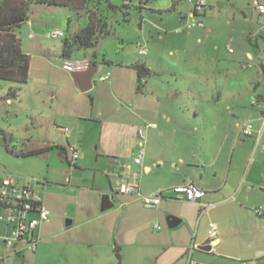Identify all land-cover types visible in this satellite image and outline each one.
<instances>
[{
    "label": "crops",
    "instance_id": "0c3cea01",
    "mask_svg": "<svg viewBox=\"0 0 264 264\" xmlns=\"http://www.w3.org/2000/svg\"><path fill=\"white\" fill-rule=\"evenodd\" d=\"M234 2L238 5V0ZM261 2L263 0L256 1L257 5L264 6ZM178 3L169 0L165 7L152 8L140 2L137 7L143 12H163L167 20L175 17L177 24L185 21L176 33L196 29H185L191 21L192 4L191 9L180 10L177 14ZM207 7L212 9L208 2ZM76 8L85 9V16L87 19L89 15L92 17L93 26L96 20L104 19L97 7L76 4ZM256 10L264 20V12L260 13L257 6ZM195 19L203 23L198 29L210 33L204 23L208 22L206 10ZM148 20L145 14L140 15L141 24ZM89 23L87 21L74 32ZM201 31L191 35L197 43L201 42ZM253 45L258 48L257 42ZM243 50L247 62L228 49L234 74L236 66L252 67L249 62L254 61V55L246 48ZM63 52L60 54L61 65L53 66L52 72L63 79L64 86L70 91V99L62 105V113L68 114L69 118L66 123H61L69 128V133L60 131L67 127L56 126V130L65 134L68 148L77 147L78 159L71 163L64 145L50 147L64 151L62 158L75 171L89 175L92 187L77 203L72 219L66 221L64 227L68 229L65 230L58 220L50 219L51 214L55 217L58 209L55 199L47 191L43 190L42 195L38 193L49 212V219L37 226L33 239L41 240L42 244L55 240L53 242L60 249L53 253L51 264H264V217L257 216L254 211L257 208L264 210L262 51L258 48L256 58L258 73L263 77V90L257 91L260 83L254 82L255 94L249 103H237L232 94L231 102L238 107L235 113L230 108L228 113H221L214 105L204 108L202 102L193 103L194 107L187 101L183 107L169 106L167 88L157 86L155 80L160 75L153 63L155 55L150 51L146 53L145 49L139 50L137 57L126 55L118 62L106 57L99 62L89 61L86 55L83 60H78L71 51L69 57H63ZM213 62L218 60L213 59ZM136 65L145 66L147 76L139 77ZM89 69L91 86L82 92L74 74ZM103 76L107 79L101 81ZM194 80L201 86L204 83L201 76ZM145 83L148 86L151 83L150 91H142L140 84ZM192 94L200 100L205 95L203 87L201 90L195 88ZM206 98L218 102L221 97L211 92ZM241 114L246 117L244 122L234 123L229 131V115L237 119ZM245 122L253 125L251 137H245L241 131ZM140 145L144 156L141 164H135L133 160ZM127 183L136 184V194L121 193ZM191 184L204 190V197L194 203L177 200L172 189ZM157 191L162 192L160 204L158 207L147 206L144 197ZM104 195L109 196L112 205L101 211ZM109 209L112 210L107 212ZM168 215L179 219V225L168 228L165 221ZM210 224L215 225L213 237L208 234ZM54 226L58 227L57 233H48ZM35 246L38 251L39 245ZM202 247L204 250L200 249Z\"/></svg>",
    "mask_w": 264,
    "mask_h": 264
},
{
    "label": "rangeland",
    "instance_id": "374dc122",
    "mask_svg": "<svg viewBox=\"0 0 264 264\" xmlns=\"http://www.w3.org/2000/svg\"><path fill=\"white\" fill-rule=\"evenodd\" d=\"M177 1V14L180 10L191 9L189 0ZM256 1L238 0L236 5L234 0H207L212 9L205 7L209 23H204L210 28V33H204L203 29L197 27L189 32L183 30L176 33V29L182 27L185 21L177 24L175 17L167 20L163 12H143L137 7L140 2L152 8L165 7L169 0H90L89 7L96 6L99 9L109 35L100 36L93 48L74 50L72 47L70 51L78 60L86 55L89 61L99 62L106 57L118 62L126 55L137 57L139 50L145 49L146 53L150 51L151 55H155L153 63L155 69L160 71L155 80L157 86L167 88L169 106L183 107L186 101L189 106L202 102L204 108L214 105L220 108L221 113L227 112L229 108L235 113L238 107H234L231 102L232 94H235L237 103H249L250 97L255 94L252 88L254 82L260 83L257 91L261 93L263 90V77L258 73L256 55L259 48L264 56V20L256 10ZM108 4L113 8H109ZM142 14L149 19L144 24L140 21ZM85 15V9L31 4L28 21L16 29L21 49L30 58V77L23 85L0 81V180L12 178L19 184L30 185L41 195L43 190L47 191L55 199L58 208L55 217L51 214L50 219L58 220L64 230L68 229L64 227L66 221L72 219L77 203L85 197L86 190L92 187V181L89 175L75 171L74 167L68 165L62 158L64 151L50 147L53 144L56 147L64 145L71 159L65 134L56 130V126L67 127L61 124L69 118L68 114L62 113V105L71 95L63 79L54 74L52 68L62 63L60 54L64 49V38H71L77 28L86 25L88 19ZM199 30H202L201 42L197 43L195 36L191 35ZM54 31H62L64 37L51 39L49 35ZM255 42L258 48L253 45ZM245 48L254 55V61L249 62L252 67L242 69L236 66L234 74V63L229 62L228 49L247 62ZM213 59L218 62L214 63ZM70 65L74 66L75 63L70 62ZM196 76L204 78L202 86L194 80ZM150 87L151 83L149 86L145 83L142 91H150ZM202 87L205 95L200 100L192 93L195 88L201 90ZM10 92L15 97L7 101ZM211 92L221 97L218 102L206 98ZM245 118L243 114L237 119L229 115L230 126L226 128L230 131L234 123L240 124ZM4 143L14 153L26 154L38 148L42 152L16 157L5 151ZM46 144L48 146L45 148ZM69 228L74 230L73 227ZM52 229L48 233H57L58 227ZM38 240L34 239L35 245H39L38 251L36 246L27 249L25 244L20 245L21 254L15 261L51 264V257L53 253H58L59 246L53 242L55 240L45 244Z\"/></svg>",
    "mask_w": 264,
    "mask_h": 264
},
{
    "label": "built area",
    "instance_id": "2783aa9c",
    "mask_svg": "<svg viewBox=\"0 0 264 264\" xmlns=\"http://www.w3.org/2000/svg\"><path fill=\"white\" fill-rule=\"evenodd\" d=\"M192 4L190 13V22L185 25L186 30L194 27H202L203 23L195 19L202 15L207 0H189ZM260 13L264 12V6L257 5ZM51 39L63 38L62 31H54L49 35ZM142 54L145 52L142 51ZM248 67V66H247ZM107 79V76L100 78L101 81ZM252 103L255 99L252 98ZM65 134L69 133V129L60 128ZM241 131L245 137L253 135V125L250 122H245L241 125ZM141 136V131L139 132ZM71 151V163L78 159L79 152L76 146L69 147ZM264 152V147H263ZM144 156L142 145L134 158L135 164H141ZM175 198L179 201L194 203L196 200L204 197L205 192L196 185H182L172 189ZM121 193L132 195L137 193V186L134 183H127L122 187ZM162 198V192L157 191L149 196L144 197V202L147 206L158 207ZM257 216L264 217V210L257 208L254 210ZM49 219V212L44 207L41 198L36 190L30 185L19 184L17 180L12 178H3L0 180V264H24L15 261L20 255L22 244L27 246V249L35 247L33 232L40 224L46 223ZM159 229V227H156ZM210 237L215 235V225L210 224Z\"/></svg>",
    "mask_w": 264,
    "mask_h": 264
},
{
    "label": "trees",
    "instance_id": "16d2710c",
    "mask_svg": "<svg viewBox=\"0 0 264 264\" xmlns=\"http://www.w3.org/2000/svg\"><path fill=\"white\" fill-rule=\"evenodd\" d=\"M75 3L80 6H89L90 0H0V81L23 85L28 80L30 60L29 56L21 49L16 29L28 21L29 6L37 4L82 9L76 8ZM108 6L109 8H113L110 4ZM93 7L96 8V6ZM88 21L92 25L89 23L71 38H64L63 57H69L72 47L76 49L93 48L98 43L100 36L109 34L105 19L96 20V25L93 26L92 17L89 15ZM135 68L139 70V77L147 76L148 69L145 66L136 65ZM12 97L15 96L13 92H10L7 100ZM4 148L6 152L22 157L41 153V151H33L26 154L14 153L13 150H9L5 143ZM116 257L119 260V256L116 255Z\"/></svg>",
    "mask_w": 264,
    "mask_h": 264
},
{
    "label": "water",
    "instance_id": "95a60500",
    "mask_svg": "<svg viewBox=\"0 0 264 264\" xmlns=\"http://www.w3.org/2000/svg\"><path fill=\"white\" fill-rule=\"evenodd\" d=\"M74 76H75L76 84L79 87L80 91L84 92L90 88V86H91V84H90L91 70L90 69L83 71V72L75 73ZM111 205L112 204H111V201L109 199V196L104 195L102 197V200H101V207H100L101 211L108 209L109 207H111ZM165 221L167 223L168 228H174V227L178 226L180 223V220L177 219L175 216H172V215L166 216ZM67 224H69V222H67ZM200 249L204 250V247H202Z\"/></svg>",
    "mask_w": 264,
    "mask_h": 264
}]
</instances>
